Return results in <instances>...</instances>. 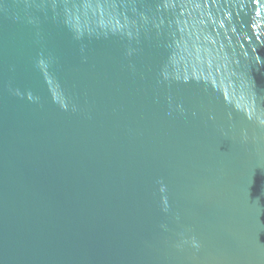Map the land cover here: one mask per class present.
I'll return each mask as SVG.
<instances>
[{"label": "water", "instance_id": "obj_1", "mask_svg": "<svg viewBox=\"0 0 264 264\" xmlns=\"http://www.w3.org/2000/svg\"><path fill=\"white\" fill-rule=\"evenodd\" d=\"M0 264H264V0H0Z\"/></svg>", "mask_w": 264, "mask_h": 264}]
</instances>
